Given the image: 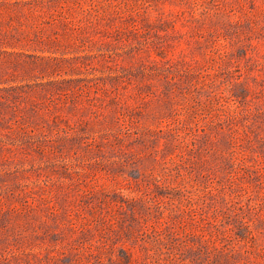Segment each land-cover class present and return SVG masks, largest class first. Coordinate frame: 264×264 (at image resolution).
I'll use <instances>...</instances> for the list:
<instances>
[{
    "label": "rangeland",
    "instance_id": "374dc122",
    "mask_svg": "<svg viewBox=\"0 0 264 264\" xmlns=\"http://www.w3.org/2000/svg\"><path fill=\"white\" fill-rule=\"evenodd\" d=\"M0 264H264V0H0Z\"/></svg>",
    "mask_w": 264,
    "mask_h": 264
}]
</instances>
